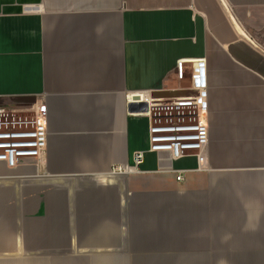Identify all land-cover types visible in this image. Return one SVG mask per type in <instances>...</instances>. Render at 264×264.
I'll use <instances>...</instances> for the list:
<instances>
[{"label":"crops","instance_id":"obj_1","mask_svg":"<svg viewBox=\"0 0 264 264\" xmlns=\"http://www.w3.org/2000/svg\"><path fill=\"white\" fill-rule=\"evenodd\" d=\"M181 59L205 63L206 161L148 151L134 178L174 182L121 190L136 232L114 235L106 218L107 234L71 238L54 257L264 264V0H0V98L32 97L49 121L43 166L0 161V264H52L44 225L55 190L99 187L79 214L107 217L106 188L119 184L97 180L121 181L112 167L134 165L149 144V118L131 99L190 92L193 65L181 79Z\"/></svg>","mask_w":264,"mask_h":264},{"label":"built area","instance_id":"obj_2","mask_svg":"<svg viewBox=\"0 0 264 264\" xmlns=\"http://www.w3.org/2000/svg\"><path fill=\"white\" fill-rule=\"evenodd\" d=\"M193 65L192 89L186 94L169 98L141 92V99L134 103H145L143 112L149 118V144L146 149L134 154V165L129 163L112 167L110 174H139V165L148 151L167 153L170 159L189 154L197 156L200 163L206 161L210 140L209 124L206 119V68L201 59L179 60L176 64L178 77L186 74L185 64ZM48 109L44 103L0 104V161L9 168L35 163L43 166L48 146ZM182 180V174L176 176Z\"/></svg>","mask_w":264,"mask_h":264},{"label":"rangeland","instance_id":"obj_3","mask_svg":"<svg viewBox=\"0 0 264 264\" xmlns=\"http://www.w3.org/2000/svg\"><path fill=\"white\" fill-rule=\"evenodd\" d=\"M163 162H166L164 159ZM132 175V176H130ZM122 176L121 181L110 177L109 180H97L102 184H119L111 185L106 188V203H107V217L104 216V212L97 214V221L94 223L88 215H80L79 208L83 205H89V202L93 204L96 202L95 196L99 187L95 188V193L93 189H88L87 186L84 187L82 191L78 190L74 192L75 195L67 190H55L50 194V215H49V225L48 231L44 225L45 238L49 237L52 244L51 250L53 253L52 264H75L74 262L60 261L58 256H62L69 252V247L64 245L69 239L75 237H91L95 235H105L107 230L101 224H105L106 218L108 223L112 224V233L114 235L134 233L135 227L137 225L136 216L138 217L134 207H132L133 199L130 197L132 195L128 194V211H120V207L117 205L119 201V196L121 190L127 189V191H132L135 189L142 188L143 185L156 184V183H172L174 182L171 178V174L167 172H161L155 175H146L142 180H137L134 174ZM143 177V176H142ZM85 190V191H84ZM128 193V192H127ZM83 194V196H82ZM103 199H101L102 201ZM98 202V200H97ZM74 207V208H73ZM75 209V212H74ZM108 229V232L111 231ZM110 234V233H108ZM38 237V235H37ZM61 245V246H59ZM58 255L57 257H54ZM90 263V262H89Z\"/></svg>","mask_w":264,"mask_h":264},{"label":"water","instance_id":"obj_4","mask_svg":"<svg viewBox=\"0 0 264 264\" xmlns=\"http://www.w3.org/2000/svg\"><path fill=\"white\" fill-rule=\"evenodd\" d=\"M133 101H139L141 99L140 93L135 95ZM34 103V98L32 97H11V98H0V104H29ZM134 103V102H133ZM146 104L142 103L136 107V105H132L130 108L132 111H140L141 109H145Z\"/></svg>","mask_w":264,"mask_h":264},{"label":"bare ground","instance_id":"obj_5","mask_svg":"<svg viewBox=\"0 0 264 264\" xmlns=\"http://www.w3.org/2000/svg\"><path fill=\"white\" fill-rule=\"evenodd\" d=\"M115 175H119V176H121L122 174H115Z\"/></svg>","mask_w":264,"mask_h":264}]
</instances>
